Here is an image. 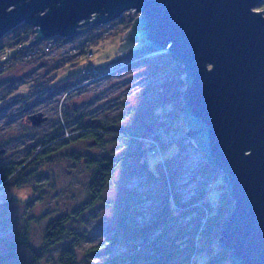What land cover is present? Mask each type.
Here are the masks:
<instances>
[{"label": "rangeland", "instance_id": "rangeland-1", "mask_svg": "<svg viewBox=\"0 0 264 264\" xmlns=\"http://www.w3.org/2000/svg\"><path fill=\"white\" fill-rule=\"evenodd\" d=\"M256 10L264 14V3ZM138 16L134 10L126 12L113 23L90 30L70 43L64 42V45L31 62L10 59L13 53L9 51L0 55V152L5 151L0 155V169L23 162L40 141L53 136L61 139L51 146V163H46L33 174H29L32 168H25L24 174L32 178L23 182L21 177L17 181L19 183L16 184L23 188L14 187L15 181H10L0 191V204L12 197L22 201L35 197L30 206L16 202L0 206V264H34L30 249L39 252L47 225L89 199L90 171L74 163L71 154L120 157L138 149L135 143L113 137H106L102 144L78 139V122L74 121L80 119L83 125L96 122L95 126L112 128L116 134H122V131L142 133L141 116L148 110L147 103L155 94L150 88L157 81L151 75L150 67L165 69L168 54L138 59L121 69L118 76L110 74L99 80L87 78L76 87H68L70 78L81 79L93 68L106 66L118 57L128 23L130 25ZM22 32H10L0 41V47ZM57 39L48 41L57 42ZM97 39L101 41L97 42ZM88 40L93 45L90 47L94 55L92 59L79 61L67 57L69 49L75 47L81 51ZM46 42L36 47L44 49ZM40 114L46 121L34 127L31 118ZM178 126L180 135L176 136L174 131L166 133L162 129L154 134L163 141L162 151L156 156H145V160L152 169L159 163V167L165 169L164 173L173 178V187L189 199L198 185L195 179L199 181L195 175L207 160L188 142L185 124L178 121ZM183 137L186 141L178 145V140ZM39 146L35 149L41 150ZM167 157L169 161H164ZM32 189L37 193L32 194ZM219 193L214 189L209 196L216 199ZM165 194L160 180L150 178L136 159L130 156L123 160L102 202L71 226L84 237L77 248L78 263L106 264L115 259L120 262L133 255L131 249L122 243L119 216L130 213L133 206L139 214L158 211ZM26 225H29L28 246L15 247L14 252L9 253ZM59 248L54 247L39 264H57ZM203 263L204 260L199 262Z\"/></svg>", "mask_w": 264, "mask_h": 264}, {"label": "water", "instance_id": "water-1", "mask_svg": "<svg viewBox=\"0 0 264 264\" xmlns=\"http://www.w3.org/2000/svg\"><path fill=\"white\" fill-rule=\"evenodd\" d=\"M264 0H0V41L34 28L30 48L70 43L139 14L99 71L169 54L184 67L186 137L234 200L219 237L231 264H264ZM38 127L43 115L31 118ZM5 151H1L0 155Z\"/></svg>", "mask_w": 264, "mask_h": 264}, {"label": "trees", "instance_id": "trees-1", "mask_svg": "<svg viewBox=\"0 0 264 264\" xmlns=\"http://www.w3.org/2000/svg\"><path fill=\"white\" fill-rule=\"evenodd\" d=\"M134 22H130V25L128 23L126 31L133 26ZM18 30L23 32L15 36L7 45L0 47V55L9 51V53H13L10 59L14 58L24 62L20 57L22 52L30 49L35 32L34 28L21 25L11 33ZM97 40V42L101 41L100 39ZM57 42L58 47L64 43V40L58 38ZM83 46H85V50L90 49L93 46L92 41H86ZM167 56L168 66L165 69L155 66L150 67L151 75L157 81L150 88L155 94L147 103L146 108L148 110L141 116L143 120L142 133L138 131L132 134L122 131V134H116L113 133L114 130L112 128L95 126L96 122H91L90 125H83L80 119L74 121L75 123L78 122V129H76L78 134H80L78 139L93 140L102 144L106 137H113L135 143L138 149L120 157H112L111 155L101 157L70 155L74 163L84 166L90 171L88 184L90 196L79 208L69 214L57 217L47 225L39 252L30 249L34 264H39L56 246H60L57 264H79L77 248L84 241V237L74 231L71 226L81 221L87 212L102 202L103 196L116 175L121 162L130 156L141 164V168L145 170L150 178L160 180L166 194L158 211L139 214L136 213V208L133 206L132 211L127 213L128 216L126 214L119 216L118 223L123 233L122 239H124L121 241L126 248L131 249L133 255L124 261L118 262L115 259L111 263L106 264H199L201 260H204L203 264H231L230 252L223 249L219 243L222 227L234 207V200L227 191L226 185L222 183V173L210 167L208 162L201 165L195 175V177L199 178V181L195 179L198 184L196 191H193L194 194L188 199L179 194L178 190L173 187L175 185L173 178L168 173L167 175L164 173L165 169L159 167V163L156 164L155 169H152L145 160V156L152 154L151 152L154 150L156 152L154 156L159 154L155 146L161 147L163 144L161 137L154 136L156 132L162 129L166 133L174 131L178 134V121L184 123L181 111L184 106V94L187 88L186 74L181 64L174 62L169 54ZM67 64L62 65L63 68ZM126 66L101 71V74L104 75L102 78L110 74L111 76H118L121 73V69ZM162 76L164 78L159 79ZM87 78H92V76H84L81 79L70 78V80L74 81L69 80L68 87H76L82 80ZM56 141L59 142L61 139L53 136L40 141L38 143L40 146L38 144L35 145L34 150L26 155L23 162L20 161L7 167H2L0 169V191L10 181H15L14 187L23 188L20 184H16L19 183L17 181L22 177L20 180L24 182L26 179L25 182H27L32 178L29 174L37 172L46 163H51L52 159L50 156L53 152L51 146ZM184 141H186L185 137L178 140V145ZM37 146L41 150L35 149ZM169 159L168 157L164 158V161H169ZM25 168H32L33 170L26 175L24 174ZM214 189L220 191L216 199H212L209 196V193ZM32 192V194L37 193L33 189ZM34 199L35 197L32 196L22 201L12 197L0 204V206L13 202L30 206V204H33ZM28 240L29 225H26L24 231L17 238V244L11 246L9 253H13L15 247H27ZM67 241L69 243L63 245Z\"/></svg>", "mask_w": 264, "mask_h": 264}, {"label": "built area", "instance_id": "built-area-1", "mask_svg": "<svg viewBox=\"0 0 264 264\" xmlns=\"http://www.w3.org/2000/svg\"><path fill=\"white\" fill-rule=\"evenodd\" d=\"M46 43H48V44L45 45L44 49H38L36 46H34L33 48H30V49L26 50L25 52H22V56L20 57V59L23 60L24 62H31V61H34V60H38L42 56H45V55L49 54L52 49L57 47V42L56 41H52V42L51 41H47ZM66 54H67V57L69 59H78V60L87 59V58L90 60V59H92L94 57V55H93V53L91 52L90 49H86V50L83 49L81 51H78V49L75 48V47L69 49L66 52ZM85 76H88V77L92 76V78H90V79H98L99 80L104 75L101 74V71H99L98 69L93 68L91 71H89L87 74H85ZM178 134L180 135V133H178ZM178 134H176V136ZM185 136H186V134H185ZM188 142L190 143L191 141L188 139ZM155 148L158 150L157 153L161 152L160 147H156L155 146ZM151 153L153 155L156 154L155 150L152 151Z\"/></svg>", "mask_w": 264, "mask_h": 264}]
</instances>
